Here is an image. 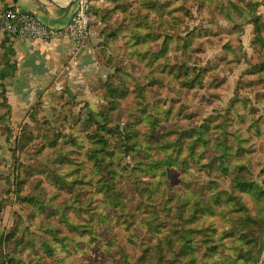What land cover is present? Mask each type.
I'll return each instance as SVG.
<instances>
[{
    "label": "trees",
    "instance_id": "1",
    "mask_svg": "<svg viewBox=\"0 0 264 264\" xmlns=\"http://www.w3.org/2000/svg\"><path fill=\"white\" fill-rule=\"evenodd\" d=\"M90 1L92 18L101 26L103 48L111 49L120 41L126 59H139L152 71H147L141 83L108 57L105 65L111 74L102 84L107 106L97 113L90 111L82 125L73 112L69 115L68 106V123L55 120L62 132L36 119L41 104L31 110L35 126L43 133L22 128L14 147L9 145L13 181L7 176L0 181L14 187L41 241L30 239L29 227L11 232L6 243L13 247H6L9 250L0 255V264H67L74 252L91 256L93 248L109 264H134L118 240L120 235L137 253V264H258L264 189L250 179L240 157L251 154L249 135L264 134L260 112L242 95V91L257 90L255 103L264 115V60L248 64L243 71L224 118L208 117L188 130L170 128L155 139V129L169 112L151 105L146 95L165 86L201 88L223 68L232 73L244 54L239 41L244 29L236 23L244 16H249L253 26L251 46L256 54H264V22L255 14L258 4L250 0H240V4L231 0H218L219 4L216 0ZM195 15L202 17L200 24L210 25L219 15L229 27L209 30L199 24L186 30ZM6 37L0 46L3 119L10 113L4 82L16 72L15 52L8 46L10 36ZM235 40L238 44L234 45ZM214 46L221 48V55L214 57L212 65L201 67L199 55ZM104 49L101 53L106 55ZM246 77L252 80L245 82ZM208 85L221 83L213 78ZM64 93L65 105H78L75 95ZM128 97L145 115L151 128L147 133L121 124V102ZM248 118L245 129L239 128ZM38 144L34 154L47 161L46 166H22L19 159ZM169 169L178 173L175 186H171ZM203 169L211 177L226 176L231 192L214 180L198 181ZM37 174L41 178L36 179ZM45 183L70 196L58 201L61 195L48 191ZM26 186L30 192L24 194ZM88 187L91 195L82 199ZM241 194L250 198L254 213L244 205ZM1 205L0 201V210ZM99 228L105 234H99Z\"/></svg>",
    "mask_w": 264,
    "mask_h": 264
},
{
    "label": "rangeland",
    "instance_id": "2",
    "mask_svg": "<svg viewBox=\"0 0 264 264\" xmlns=\"http://www.w3.org/2000/svg\"><path fill=\"white\" fill-rule=\"evenodd\" d=\"M236 3V0H231ZM216 3L219 4L220 1L216 0ZM206 15L209 16V9L206 10ZM117 16V15H115ZM114 16V19L116 18ZM195 21L191 22L186 30H191L195 26L198 27L200 22L202 21V17L200 15H195ZM215 24L210 25L207 23H202V27L204 29L214 30L217 26L221 28L229 27L224 21L220 18L219 15L215 16ZM246 19V18H245ZM95 23L97 26H94ZM238 27H243L244 33L240 35V43L242 45V50L244 52L241 55V63L234 69L232 73H228L226 68L220 69L219 74L215 76H209L207 82L202 83L201 88L189 89L187 86L183 85L182 87L178 86L177 88H172L170 86H165L163 88H157V92L155 93L153 90L147 92V99L151 103V105L158 106L160 109H164L169 112V114L164 118V120L160 121L159 126L155 129V139L159 138L162 133H164L167 129H182L188 130L196 125H199L203 122L204 119L208 117H220L224 118L229 107L230 100L234 96V89L236 88V83L241 80L242 73L245 69H248V64H256L260 61L264 60V54H256L255 48L251 46L252 37H253V26L250 24V20H243V18L236 22ZM101 26L98 24V20L96 18L91 17V32L98 33L100 35ZM236 36V35H234ZM227 39L224 38L223 41ZM100 40L98 49L99 53L104 49L102 45L104 42ZM103 43V44H102ZM234 45L238 44V40L232 42ZM102 46V47H101ZM122 45L120 41H117L115 45L113 44V48L108 49L105 47L104 52L106 55H103L105 58L111 57L113 61L120 62V64L125 68L126 74L131 76L135 81L143 82L147 77V71H152L151 68L147 67L143 64V62L139 59L137 60H128L125 58ZM254 49V50H253ZM221 48L218 46H214L211 49H206L199 58L201 60V67H205L206 63L208 65H212L214 62V57L221 55ZM103 63V62H102ZM217 79L221 85L219 87H211L209 86V82L213 79ZM252 78L246 77L245 82L251 81ZM55 88V86H54ZM53 88V90H54ZM100 90L101 87H99ZM157 95V98L154 96ZM258 93L257 90L254 91H242V95L249 97L254 108H256L260 114V122L263 125L264 130V115L263 108L255 103V95ZM64 91L60 94H56L52 92L50 96L47 98L45 103H42L38 106L37 117L41 122H45L44 125L46 127H51L58 131L62 132V128L59 124L55 123L56 119L63 121L64 123H68L67 111L66 108L70 106L69 115L73 112L76 117H79V125L83 124V121L87 119L89 112L91 111L88 107H85L83 104L79 103L78 105H72L70 102L69 105H65L64 101L66 100ZM101 101L97 104H91L93 113H97L100 108L107 106V102L102 100V95L100 94ZM1 101V98H0ZM121 116L120 122L122 125H128L131 128H134L139 133H147L148 125L145 123V115L141 114V108H138L136 102L133 98L128 97L121 102ZM35 109V110H36ZM34 110V111H35ZM146 112H148L147 108H145ZM5 109L0 108V177H9L11 181H13V166H12V157L11 151H9V145L14 147L15 140L20 135L22 128L24 126H28L29 128L34 129L35 134L43 133L40 129H38L34 120L32 119V111H28L26 113V117L22 120L16 121V119L10 120V118L5 116H1L4 113ZM78 113V115H76ZM140 118H138V116ZM19 116L18 112H14V118ZM66 119V120H65ZM99 122H102L101 119H98ZM250 119H246L244 125L239 127L241 129H245L247 123ZM246 135V134H245ZM8 136L10 137L8 140ZM248 144L252 147V151L250 155L240 157V160L243 164H246L249 173L250 179L255 181V183L264 189V134L261 137H253L251 135L248 136ZM40 145L33 146L29 151L19 159V162L22 166H32L37 169L46 166L48 162L43 158L37 157L34 152L39 149ZM125 159L123 160V164ZM89 168V165H88ZM209 171V170H208ZM210 173L207 172L206 169L199 175L198 181L207 183L208 181L214 180L219 187L223 190H227L231 192L230 181L226 178V176L213 175L211 177ZM36 179L41 178L40 174L35 175ZM168 177L171 181V186H175L178 182V173L169 169ZM48 191H54L55 193H59L61 197L58 198V201H61L63 197H68L70 194L66 192H58L56 188L53 186H49L47 183L44 184ZM14 187L11 185H3V182L0 181V201L2 202L1 210H0V242L2 245L0 247V255L4 253L7 254V251L10 247H13L12 243H6V238L11 232H21L24 228L29 227V233H32L30 239L33 241L40 242V232L37 231L34 227L30 226V221L28 220V212L29 210L24 206V204L20 203L16 194L13 191ZM91 188H87L86 192L82 194V199H86L91 195ZM24 194L30 192V186H26L24 189ZM34 193V192H33ZM244 205L248 208L249 212L254 213L253 203L249 197H246L244 194L240 195ZM247 202V205H246ZM74 220L77 219L73 217ZM99 234H105V230L103 228L98 229ZM28 235L24 237V241ZM119 242L123 246H125L131 261L134 264H137L135 253L130 246L127 245L124 240L123 235L119 236ZM68 244V243H67ZM9 246L8 248H6ZM70 246V245H69ZM259 247L261 252L259 254L258 264H264V230L260 234L259 239ZM27 249H25V253H27ZM94 253L91 256H87L82 252H74L75 254L69 260L67 264H109L106 262L105 258L98 252L96 248L92 249ZM78 253V254H77ZM77 256L75 257V255ZM20 259V257L16 256ZM75 257V260L71 262V260Z\"/></svg>",
    "mask_w": 264,
    "mask_h": 264
},
{
    "label": "crops",
    "instance_id": "3",
    "mask_svg": "<svg viewBox=\"0 0 264 264\" xmlns=\"http://www.w3.org/2000/svg\"><path fill=\"white\" fill-rule=\"evenodd\" d=\"M250 1L258 4L255 14L261 16L264 22V0ZM79 3L80 0H0V14L15 7L50 28L61 29L67 25ZM236 3L240 4V0H236ZM243 20L250 18L244 16ZM6 36L8 35L0 28V46ZM9 38L8 46L15 52L16 62L15 75L4 82L6 102L10 108V113L6 117L10 120L24 119L30 109L45 103L52 92L60 94L63 91H70L71 95H75L76 103L88 104L91 111V104L100 103L102 84L111 71L105 65L108 57L105 58L98 51L99 41L102 40L98 33L91 32L86 45L76 53L69 39L44 42L29 41L22 37ZM64 63H69L71 70L69 78L62 80L60 65ZM57 84L63 86L61 92H56ZM15 111L19 114L16 118Z\"/></svg>",
    "mask_w": 264,
    "mask_h": 264
},
{
    "label": "built area",
    "instance_id": "4",
    "mask_svg": "<svg viewBox=\"0 0 264 264\" xmlns=\"http://www.w3.org/2000/svg\"><path fill=\"white\" fill-rule=\"evenodd\" d=\"M92 2L80 0L79 5L71 15L67 25L61 29L50 28L28 13H22L13 7L0 14V28L11 37H22L29 41H52L69 39L73 43L74 52L83 48L91 35ZM71 65H60V78H69ZM56 92H61L63 86L57 84Z\"/></svg>",
    "mask_w": 264,
    "mask_h": 264
}]
</instances>
